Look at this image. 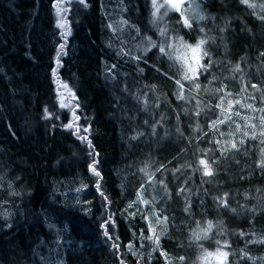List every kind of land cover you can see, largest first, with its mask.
Segmentation results:
<instances>
[{"label":"trees","instance_id":"trees-1","mask_svg":"<svg viewBox=\"0 0 264 264\" xmlns=\"http://www.w3.org/2000/svg\"><path fill=\"white\" fill-rule=\"evenodd\" d=\"M255 1L0 0V264H264Z\"/></svg>","mask_w":264,"mask_h":264},{"label":"rangeland","instance_id":"rangeland-1","mask_svg":"<svg viewBox=\"0 0 264 264\" xmlns=\"http://www.w3.org/2000/svg\"><path fill=\"white\" fill-rule=\"evenodd\" d=\"M68 5L70 4H83L85 3V0H65ZM165 0H152V5H153V11L156 13V11H161V10H166V11H171V10H174V11H182V12H193L195 10V7L193 5H189V9H188V6L185 7L184 9L183 6H180V7H171L166 1V3L164 2ZM256 1L255 0H247L246 4H256L255 3ZM262 4H263V1H262ZM170 6V7H169ZM58 7V6H57ZM171 8V9H170ZM65 11V10H64ZM66 12V11H65ZM163 12V11H162ZM62 13L63 11H61L60 9H57V14H58V19H57V23H58V27L59 28H63V26L65 25V22H63L62 20ZM136 15H139L142 19L143 17L141 16V12L140 11H136L135 12ZM118 21H120V19H117ZM158 21V20H157ZM156 22V21H155ZM164 30H161L159 31V34L162 33L161 36H165L168 34L167 32V29L166 28H163ZM158 42V41H157ZM193 51H197L199 52V48H195L193 49ZM192 51V52H193ZM173 54V53H172ZM58 104L61 106V107H64L65 103L63 102V100L61 98H58ZM217 260H220V256H217L216 258Z\"/></svg>","mask_w":264,"mask_h":264},{"label":"water","instance_id":"water-1","mask_svg":"<svg viewBox=\"0 0 264 264\" xmlns=\"http://www.w3.org/2000/svg\"><path fill=\"white\" fill-rule=\"evenodd\" d=\"M171 7H180L193 0H165Z\"/></svg>","mask_w":264,"mask_h":264},{"label":"snow or ice","instance_id":"snow-or-ice-1","mask_svg":"<svg viewBox=\"0 0 264 264\" xmlns=\"http://www.w3.org/2000/svg\"><path fill=\"white\" fill-rule=\"evenodd\" d=\"M243 2H247V0H243ZM185 23H187V21H185ZM203 43V41H201V44ZM199 47V46H197ZM200 163L204 166V169H205V174L206 175H211V170L209 168V166L207 165L206 161L204 160H201ZM209 227H211V225H209ZM222 255L226 256L227 254L226 253H222Z\"/></svg>","mask_w":264,"mask_h":264}]
</instances>
